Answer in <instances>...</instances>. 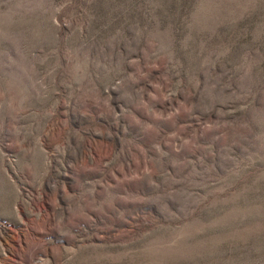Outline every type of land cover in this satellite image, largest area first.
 Masks as SVG:
<instances>
[{
	"label": "rangeland",
	"instance_id": "rangeland-1",
	"mask_svg": "<svg viewBox=\"0 0 264 264\" xmlns=\"http://www.w3.org/2000/svg\"><path fill=\"white\" fill-rule=\"evenodd\" d=\"M0 264H264V0H0Z\"/></svg>",
	"mask_w": 264,
	"mask_h": 264
}]
</instances>
